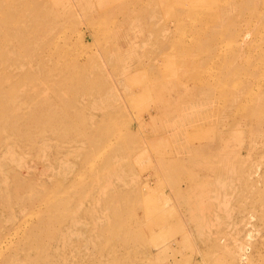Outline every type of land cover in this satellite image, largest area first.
Returning <instances> with one entry per match:
<instances>
[{
	"label": "rangeland",
	"instance_id": "rangeland-1",
	"mask_svg": "<svg viewBox=\"0 0 264 264\" xmlns=\"http://www.w3.org/2000/svg\"><path fill=\"white\" fill-rule=\"evenodd\" d=\"M0 264H264V0H0Z\"/></svg>",
	"mask_w": 264,
	"mask_h": 264
},
{
	"label": "bare ground",
	"instance_id": "bare-ground-1",
	"mask_svg": "<svg viewBox=\"0 0 264 264\" xmlns=\"http://www.w3.org/2000/svg\"><path fill=\"white\" fill-rule=\"evenodd\" d=\"M192 57H193V56H192ZM182 60H183V59H182ZM182 60H181V61H182ZM200 60H201V59H200ZM187 61H191V60H187ZM199 62H200V61H199ZM187 63H188V62H187ZM181 64H182V63H181ZM156 83H157V82H156ZM240 102H241V101H240Z\"/></svg>",
	"mask_w": 264,
	"mask_h": 264
}]
</instances>
